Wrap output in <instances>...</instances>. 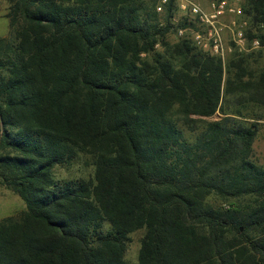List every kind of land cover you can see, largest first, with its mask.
I'll list each match as a JSON object with an SVG mask.
<instances>
[{
	"label": "trees",
	"instance_id": "trees-1",
	"mask_svg": "<svg viewBox=\"0 0 264 264\" xmlns=\"http://www.w3.org/2000/svg\"><path fill=\"white\" fill-rule=\"evenodd\" d=\"M0 39V264H264V167L252 160L264 69L175 32V0H8ZM244 13L264 23V0ZM219 112L222 117L213 120ZM91 159L88 178L56 167ZM216 197L224 205L215 206Z\"/></svg>",
	"mask_w": 264,
	"mask_h": 264
},
{
	"label": "rangeland",
	"instance_id": "rangeland-1",
	"mask_svg": "<svg viewBox=\"0 0 264 264\" xmlns=\"http://www.w3.org/2000/svg\"><path fill=\"white\" fill-rule=\"evenodd\" d=\"M205 13L211 12L212 3H218L223 0H194ZM229 1V0H227ZM177 11L172 22L174 25L180 23L185 24V27L176 26V31L170 33L167 37L169 43H174L178 39L187 40L192 43L198 50L207 53L211 56L221 59L225 69L229 68L232 61L243 58L244 65L252 75H258L264 69V23L252 22L251 17L244 13L246 0H239L238 4L241 7V15H224L222 23L230 25L231 21H235L238 28L244 34L243 44L236 45L233 42V35L229 28H224L222 33L223 52L222 54H213L203 51L194 42V35L205 34L208 31V26L199 21V18L192 15L188 9L182 10L180 0H175ZM9 3L8 0H0V39L7 38L9 35V19L7 18ZM160 20H163L162 11H160ZM257 40L258 47H253V41ZM222 115L217 112L213 120H219ZM242 118L248 123L257 124V133L253 143L252 160L259 166L264 167V107L259 105H247L242 109ZM93 172L91 159L81 157L78 161L68 167H56L54 174L57 179L70 180L78 178H88ZM210 203L215 206L224 205V202L211 197ZM25 210L23 201L14 193L0 186V221L4 218L14 216ZM144 231H137L129 235L127 242V250L125 259L128 264H136L138 251L140 248V240Z\"/></svg>",
	"mask_w": 264,
	"mask_h": 264
},
{
	"label": "built area",
	"instance_id": "built-area-1",
	"mask_svg": "<svg viewBox=\"0 0 264 264\" xmlns=\"http://www.w3.org/2000/svg\"><path fill=\"white\" fill-rule=\"evenodd\" d=\"M239 0H223L218 3H212L211 12L205 13L202 11L199 4L194 0H180V7L182 10L188 9V11L199 18V21L208 26V31L205 34H195L194 42L203 51L213 54H222L223 43L222 33L224 28H229L233 35V42L236 45L243 44L244 34L241 29L238 28L235 21H231L230 25L222 23L224 15H241V7L238 4ZM167 3V0H161L160 5L157 7V11H162V5ZM257 40L253 41V47H258Z\"/></svg>",
	"mask_w": 264,
	"mask_h": 264
}]
</instances>
